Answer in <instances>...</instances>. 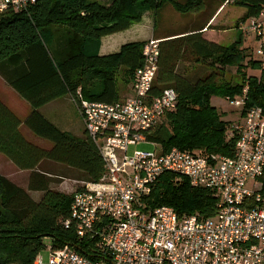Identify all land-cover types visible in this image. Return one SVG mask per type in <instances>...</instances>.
Wrapping results in <instances>:
<instances>
[{
	"label": "trees",
	"instance_id": "16d2710c",
	"mask_svg": "<svg viewBox=\"0 0 264 264\" xmlns=\"http://www.w3.org/2000/svg\"><path fill=\"white\" fill-rule=\"evenodd\" d=\"M226 3L245 10L235 29L264 10V0H36L27 11L0 16V77L29 104L25 127L52 144L48 150L28 142L19 131L20 120L0 101V154L18 170L29 172L26 190L0 175V264H32L46 247L45 240L54 249L69 245L92 260L102 258L93 253L92 241L78 239L72 229L64 228L73 193L52 190L54 178L39 168L44 161L54 162L81 172L80 182H94L103 172L101 156L86 134L78 138L58 130L38 109L78 88L87 101H118L116 76L120 71L129 81L142 64L145 42L124 44L107 56L86 50L100 38L140 23L144 12H152L153 39L159 41L149 94L157 97L164 89H173L177 95L175 109L146 135L147 142L158 144L163 153L177 148L203 156L233 155L237 134L232 131L231 138L226 134L238 121H223L210 100H231L243 96L246 88L240 115L251 108L264 114V70L241 32L227 46L204 36ZM165 6L185 17L208 16L183 32H155L157 16ZM13 57L14 65L8 63ZM190 64L216 71L234 67L238 80L217 83L213 71L203 78L188 76ZM174 179L169 173L158 179L144 199L147 208L168 206L178 216L214 215L216 201L207 189L191 186L186 178ZM258 180L264 197V169ZM29 192L41 197L36 201Z\"/></svg>",
	"mask_w": 264,
	"mask_h": 264
},
{
	"label": "built area",
	"instance_id": "2783aa9c",
	"mask_svg": "<svg viewBox=\"0 0 264 264\" xmlns=\"http://www.w3.org/2000/svg\"><path fill=\"white\" fill-rule=\"evenodd\" d=\"M35 4L36 0H0V16ZM239 29L255 44L254 55L264 70V10ZM158 56L159 41L148 39L142 64L131 77V95L124 100L87 101L80 88L70 94L84 132L101 156L103 172L94 182H80L62 224L78 239L92 241L93 253L102 258L92 260L69 245L48 246L46 259L39 253L32 264H264V197L258 180L264 169L262 110H247L227 132V138L232 131L237 134L231 157L177 148L163 153L158 144L147 142L146 135L175 109L177 95L173 89L157 97L149 94ZM245 92L246 88L243 96L226 100L228 106L241 109ZM140 144L154 150L134 148ZM165 173L175 182L186 178L191 186L207 189L216 201L214 215L178 216L168 206L147 208L144 199Z\"/></svg>",
	"mask_w": 264,
	"mask_h": 264
},
{
	"label": "rangeland",
	"instance_id": "374dc122",
	"mask_svg": "<svg viewBox=\"0 0 264 264\" xmlns=\"http://www.w3.org/2000/svg\"><path fill=\"white\" fill-rule=\"evenodd\" d=\"M100 2L103 3L106 2V0H100ZM244 12L245 10L243 8L235 7L232 6L230 3L229 4L226 3L223 7V10L218 15L215 14L216 19L211 23L210 29H208L207 32L204 33V36L211 40L219 41V43L223 46H227L231 44L236 38L237 35L236 32L237 33L241 32L240 29L238 28L235 29V25L238 19L244 14ZM207 16L208 13L200 14V16L194 15V16L185 17L175 13L169 6H165L161 9V11L157 16L155 32H163V31L183 32L186 29L205 21V18ZM142 23H143V27L147 29L148 32L151 31V33H154L152 12H144ZM244 41H246L245 42L246 45L251 44L252 48L255 50L256 46L251 41V38H248L247 40L245 39ZM193 66L196 65L190 64L188 66V69ZM212 71L216 72L217 74L215 76L217 83L227 82V81L234 82L238 80L235 74L236 69L234 67L232 68L227 67L224 68L223 71H218V70L216 71V68L210 69L208 66L207 67L198 66L194 69L192 74H197L199 78H203L209 75ZM249 74L252 73L249 72ZM116 87H117V93L121 98L129 93V90L125 89L123 86L120 85L119 80H117ZM0 101L11 112H13L14 115L20 120L22 125L21 133L27 139L28 142L43 149L49 150L52 147V144L49 141L36 137L25 127L24 121L30 114L31 109L22 98H20L10 87H8L4 83L1 77H0ZM62 102L65 105L64 106V110L66 111L65 116L67 119L70 120V126H68L66 129H69L71 133H73L72 131H75L74 129H76L80 133L81 124L79 121V117L76 114L74 108L68 105L67 107L66 103L64 101ZM210 104L216 108L217 112L221 115V119L223 121H231L235 123L243 118V116L240 115V109L229 107L225 99L212 97L210 100ZM51 119L54 121V118ZM164 122L165 120L164 118H162L161 121L158 122L157 126L159 125V123L163 124ZM134 148L138 150H148V151L154 150V147L149 144H140ZM132 149L133 147L130 148V151ZM39 168L44 172L50 173V175L54 178L52 179L50 188L52 190L64 194H68V195L72 194L79 186L80 180H82L80 179V177L82 176L81 172L73 169H68L54 162L44 161V163H42ZM0 175L4 176L10 182L17 185L18 187L26 190V180L29 174L27 173V171H21L15 168V166L10 161H8L2 154H0ZM257 188L258 186L256 185L255 189ZM29 195L31 196V198H33L36 201L41 197V193L29 192ZM45 244L46 247L50 246L48 245L49 242L47 240H45ZM43 255L44 258L46 259V251H43Z\"/></svg>",
	"mask_w": 264,
	"mask_h": 264
},
{
	"label": "crops",
	"instance_id": "0c3cea01",
	"mask_svg": "<svg viewBox=\"0 0 264 264\" xmlns=\"http://www.w3.org/2000/svg\"><path fill=\"white\" fill-rule=\"evenodd\" d=\"M222 10H223V8L221 10L219 9L218 12L216 13V15H218ZM216 15H215V17H213L211 19L210 25L216 19ZM142 18H143V16H142ZM149 38H153V33H151V31L148 32L147 29H145L143 27V23H142V20H141L140 23L132 25L131 27H129V29H127L125 31L118 32V33H115V34L100 38L97 42H95L91 46H89V48L86 50V52L89 53V54H97L98 56H107V55H111V54L117 53L119 51V49L121 48V46L124 45V44L133 43V42H145ZM53 50L56 51L57 49H55L53 47ZM8 63L14 65V64L17 63V59L14 58V57L10 58L8 60ZM188 66H187V71L189 70L190 72H188L187 75L188 76L194 75L192 73H193L194 69L196 67H198V65L190 67L189 69H188ZM184 72H186V70H184ZM117 80H119L121 86H123L125 89L129 90V93L127 95H125L124 97H122V98L119 97V95L117 93V87H116ZM4 83L7 85V83L5 81H4ZM7 86L9 87V85H7ZM115 89H116V94H117V97H118V101L124 100L127 97H129L131 95V78L129 79V81L126 82V79L124 77H122V72L119 71L118 75L116 76ZM62 101H64L66 103V106L68 105V106L73 107L75 112H76V114L78 115L79 121H80V124H81L80 133L76 129H74L75 131H72L73 133H71L69 131V129H66L68 126H70V120L67 119L66 116H65V112H66L64 110V106L65 105L63 104ZM28 106H29V104H28ZM38 111L41 113V115L48 122H50L58 130H60L62 132H68V133H70L73 136L78 137V138H82L84 136L85 132H84V128H83V124H82L81 118H80L79 113L77 112L75 106L73 104H71V100H70V95L69 94L63 95V96H61L59 98H56V99L48 102L47 104H45L42 107H40L38 109ZM51 118H54V121ZM21 127H22V125L19 126L20 133H21ZM21 135H22V133H21ZM42 163H44V162H42ZM27 173L29 174L28 171H27ZM26 188H27V180H26ZM46 250H47V247L43 249V251H46ZM43 251L40 252L42 255H43ZM47 254L48 253L46 251V257H47ZM43 257H44V255H43Z\"/></svg>",
	"mask_w": 264,
	"mask_h": 264
}]
</instances>
